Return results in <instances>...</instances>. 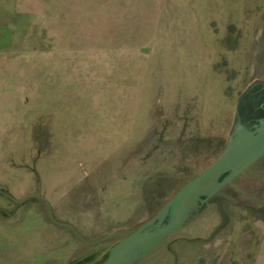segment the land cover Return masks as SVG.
<instances>
[{
  "label": "rangeland",
  "instance_id": "rangeland-1",
  "mask_svg": "<svg viewBox=\"0 0 264 264\" xmlns=\"http://www.w3.org/2000/svg\"><path fill=\"white\" fill-rule=\"evenodd\" d=\"M256 83L264 0H0V264L102 263L246 130L237 110ZM95 88L133 91L140 119L148 102L157 122L140 144L142 122L119 139L77 127ZM131 170L136 210L112 223L96 181ZM136 264H264V158Z\"/></svg>",
  "mask_w": 264,
  "mask_h": 264
},
{
  "label": "water",
  "instance_id": "water-1",
  "mask_svg": "<svg viewBox=\"0 0 264 264\" xmlns=\"http://www.w3.org/2000/svg\"><path fill=\"white\" fill-rule=\"evenodd\" d=\"M264 157V120L229 139L221 154L187 182L152 219L115 245L100 264H136L182 231L205 201Z\"/></svg>",
  "mask_w": 264,
  "mask_h": 264
},
{
  "label": "crops",
  "instance_id": "crops-1",
  "mask_svg": "<svg viewBox=\"0 0 264 264\" xmlns=\"http://www.w3.org/2000/svg\"><path fill=\"white\" fill-rule=\"evenodd\" d=\"M120 60L121 59L119 56V61ZM120 62H119V65H120ZM119 65L117 68H111L109 70L110 72L113 73L112 77L113 78L115 77L116 78L115 80H118L123 75V73L121 75L118 73L119 69H120ZM125 66H126V62H125ZM102 68H103V72H106V70H104L103 65H102ZM121 69L124 72L123 66L121 67ZM87 70L88 69L85 68L83 70V72L86 73ZM114 71H117V72L115 73ZM133 72H134V68H133ZM93 73H96L95 74L96 78L102 77V75H100L98 73V71L94 70ZM129 75H131V71H130V73H127V76H129ZM133 75L134 74L132 73V75L129 77V79L131 77L134 78ZM112 77H111V79H112ZM116 82H117L116 87H119V89H120L121 86L118 85V81H115V83ZM132 85L135 86L133 83H132ZM103 86H104V84H102V87ZM154 91H156V90H154ZM154 91H152V93L150 91H146L147 95L149 93L152 94V96L149 97L150 103H151L152 97H153V95H155V93H156L155 99H159L158 92L157 91L154 92ZM88 92L93 93V97H94L95 101L91 102L89 100L87 102V104L89 103V107H87V108L89 110L90 109L93 110L92 112L95 113V117L91 118L92 116L88 117L86 114L81 115V117H80V115L78 114L79 120L82 119L81 123L77 124V127L80 129H88V130L99 129L100 130L102 128V126L105 128H108V127L112 128L114 126L115 129L117 130L116 138L119 139V137H117V136H120L121 134L123 135L125 132H127V134H128L130 127L133 128L134 130H138L139 123L142 122L143 123L142 133L140 135H137L136 142H135L136 144H140L142 142V139H144V137L146 136L147 130L151 129V127L153 125H155V123L157 122L156 120L151 119L150 107L148 106V102H147L146 106H144V108H145L144 116L141 119L138 117L139 108H137V107L140 106V103L138 102L137 105L135 106V98L136 97L133 96V91H127L126 97H125V93H119L118 94V92H117V94H115V93L110 92V91L108 92V90H105V89L95 88L92 91H88ZM130 93H132V95H130ZM161 97L164 98L165 96L162 94ZM69 102H71V99L69 100ZM161 102H163L162 106L166 107V109H165L166 111L163 112V109H162V113L165 115L169 114L170 113L169 108L171 107V105L170 104L165 105L163 99H161ZM178 102H179V100H177V103ZM177 103H176V105H177ZM79 105H81V103ZM69 110H70V112H72L71 108H70V103H69ZM72 113H74V111ZM72 113H68L67 117L63 115L60 118L61 120L58 118V121L60 120L59 122H61V124L57 123V124H55V126L63 129L64 126L67 125V123H68L67 121H69V116ZM135 114H136V116H135ZM65 122H67V123L65 124ZM62 125H64V126L61 127ZM80 125H82V127ZM55 126H53V128H55ZM73 126H76V125L73 124ZM115 141H119V140H115ZM81 142L82 141H80V143ZM89 163L92 165V162H89ZM89 169H90V167L88 168V171H85V177L86 178L93 175V173H92L93 168L90 170ZM168 177H171V176L169 175ZM142 178L143 177H139V176L136 177L134 172L131 170L130 172L128 171L127 174L125 175V180H120V181L116 180V181H114L108 185L103 186V188H102V185L101 184L98 185V182L96 181L97 188L100 191L105 193V197L102 200V202H104L103 206L108 207V210H106L105 216L112 223L125 224L133 217L136 209L133 208V211L131 212V214H129V209L132 208L134 201L135 200L138 201V199H139V195L141 193L142 186H143V179ZM170 179H173V177ZM174 179H176V177ZM134 193L136 194V197H135ZM131 197H133V198H131ZM136 204L140 205V203L139 204L136 203ZM118 209H121V211H119ZM103 215H104V213H103Z\"/></svg>",
  "mask_w": 264,
  "mask_h": 264
},
{
  "label": "flooded vegetation",
  "instance_id": "flooded-vegetation-1",
  "mask_svg": "<svg viewBox=\"0 0 264 264\" xmlns=\"http://www.w3.org/2000/svg\"><path fill=\"white\" fill-rule=\"evenodd\" d=\"M237 112L239 113L237 125L250 131H253L255 127L259 126V123L264 120V84L256 83L248 92L245 93L239 102ZM259 161H257L254 165H256ZM197 174H195L194 177ZM136 230L124 234L121 241L130 237Z\"/></svg>",
  "mask_w": 264,
  "mask_h": 264
}]
</instances>
